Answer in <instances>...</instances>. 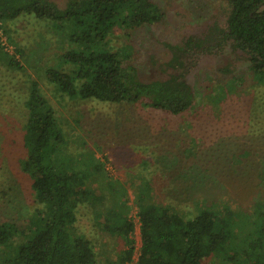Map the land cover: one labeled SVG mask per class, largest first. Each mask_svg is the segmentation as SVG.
I'll return each mask as SVG.
<instances>
[{"label":"rangeland","instance_id":"rangeland-1","mask_svg":"<svg viewBox=\"0 0 264 264\" xmlns=\"http://www.w3.org/2000/svg\"><path fill=\"white\" fill-rule=\"evenodd\" d=\"M51 1L59 7L67 2ZM151 1L162 18L133 31L131 39H125L120 30L118 41H113L114 49L122 41L134 43L144 75L150 59L153 66L168 61L166 44L203 36L214 24L223 28L229 8L225 0ZM52 25L30 15L0 21V196L6 195L0 218L19 229L2 246L4 250H12L41 223L31 179L20 164L26 156L23 98L30 78L38 82L40 94L65 132L70 153L78 158L76 152H87L92 157L83 156V163L93 159L97 165L89 176V188L103 195L107 209L125 206L134 222L135 252L126 264H134L141 245L134 203L140 193H150L151 201L172 203L184 212L201 202L220 212L229 206L242 215L251 213L256 202L264 207V73L256 77L244 52L226 44L202 56L187 76L195 102L189 111L174 115L144 104L70 100L38 75L54 65L68 46L65 32ZM10 56L21 68L6 66ZM239 151L243 157L231 161ZM96 209L101 206H81L76 226L103 262L108 256L116 258L124 241L99 230ZM201 264L226 263L220 257H208Z\"/></svg>","mask_w":264,"mask_h":264},{"label":"trees","instance_id":"trees-1","mask_svg":"<svg viewBox=\"0 0 264 264\" xmlns=\"http://www.w3.org/2000/svg\"><path fill=\"white\" fill-rule=\"evenodd\" d=\"M225 1L229 8L223 28L214 24L203 36L190 35L179 44H166L170 58L158 66L150 59L145 65L147 75L141 72L143 64L137 61L134 43L122 41L114 49L113 41L120 30L125 39H131L133 31L162 18L151 0H67L63 7L51 0H0V21L30 15L65 32L67 48L54 65L38 75L70 100L144 104L181 115L195 102L188 73L202 56L223 45L244 52L258 79L264 73V0ZM7 59V67L21 68L13 56ZM25 93L27 117L22 139L26 156L20 164L31 179L41 223L12 250H4L2 246L17 236L19 229L0 218V264L131 261L135 224L125 206L107 209L103 195L97 196L89 188V176L97 165L93 159L83 163V156L92 157L87 152H76L78 158L70 153L65 132L35 79H29ZM241 155L240 151L232 154L230 160H239ZM74 159L79 160L72 162ZM5 196H0L1 209ZM86 203L101 206L102 211H94L99 230L123 239L124 249L116 258L99 261L91 241L76 226L77 212ZM134 203L141 240L134 264H201L208 257H220L226 264H264V207L260 202L245 215L229 206L220 212L203 202L194 210L184 203L189 209L184 212L178 206L177 211L172 203L151 201L146 192Z\"/></svg>","mask_w":264,"mask_h":264}]
</instances>
